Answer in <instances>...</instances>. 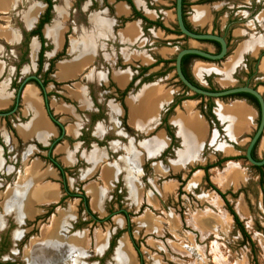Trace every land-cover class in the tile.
I'll list each match as a JSON object with an SVG mask.
<instances>
[{"label":"crops","instance_id":"crops-1","mask_svg":"<svg viewBox=\"0 0 264 264\" xmlns=\"http://www.w3.org/2000/svg\"><path fill=\"white\" fill-rule=\"evenodd\" d=\"M50 2L49 20L40 28L44 50L38 68L41 41L30 31L47 4L43 0H0V110L15 104L13 81L20 83L35 73L44 80L42 89L26 81L13 113L0 118V231L11 224L10 239L17 241L29 231L21 226L53 206L54 211L42 224L50 228L46 225L53 221L51 231L43 234L44 227L40 234L39 230L26 247L30 242L32 249L42 235L46 238L43 247L55 252L57 249L48 242L59 240L73 249L45 264H74L89 255L90 246L85 229L72 230L78 218L74 205L78 200L92 221L110 219L118 228L110 239L109 232L95 231L92 252H111L114 264H127L118 254L123 246L129 253L128 264H135L128 235L135 237L141 230L159 236L176 229L173 216L168 221L163 212L153 220L150 210L141 212L144 197L155 210L171 196L177 188V177L183 180L189 166L201 165L191 171L187 184L195 171L198 175L202 167L212 168L216 165L211 163L218 160L219 164L234 160L239 164L255 129L257 111L242 97L211 99L213 125L200 111L206 99L182 90L171 62L155 63L156 59H172L182 46L213 50L209 43L183 39L174 32L173 0H132L138 13L151 22L159 21L168 31L139 17L129 18L131 9L124 0H94L98 5L94 11L89 10L90 1H83L71 13V0H57V5ZM70 16L75 20L71 26L67 25ZM121 18L128 19L121 22ZM183 20L191 30L219 32L228 39L222 61L186 60L185 69L193 81L216 89L235 86L244 79L245 58H258L250 83L264 99V54L260 55L264 48V0H183ZM81 34L88 44L83 38L79 41ZM137 66L148 67L144 77L137 78L134 88L121 100L116 99L115 90L127 86ZM159 67L162 72H156ZM108 84L114 93L101 89ZM26 87L32 89L33 100L31 93V98L24 99ZM177 95L182 98L166 112ZM17 140L22 144L20 149ZM205 149L209 151L205 153ZM263 149L264 128L253 149L255 158ZM51 159L65 170L62 180L67 192L61 188L59 170ZM76 165V172L68 174ZM224 177L225 187L237 185L241 179L238 174ZM9 180L11 184L4 188ZM65 193L73 197L71 205L63 208L59 201ZM127 210L135 215H128ZM131 221H136V231L130 233L128 227L122 230ZM73 238L80 243L72 246ZM26 247L22 255L29 264L31 252Z\"/></svg>","mask_w":264,"mask_h":264},{"label":"rangeland","instance_id":"rangeland-1","mask_svg":"<svg viewBox=\"0 0 264 264\" xmlns=\"http://www.w3.org/2000/svg\"><path fill=\"white\" fill-rule=\"evenodd\" d=\"M83 1H90V11L98 9V5L94 0H71L72 7L70 13L72 9L77 7L78 4ZM52 2L53 5L58 4L57 0H52ZM90 19L92 20L93 16H90L89 18V21L91 22ZM73 20L74 19L70 16L67 20V25L71 26ZM54 26L56 25L54 24L51 27ZM69 32L70 31L68 30V33ZM80 36L81 39L79 41H82L83 38L88 44L85 35L81 34ZM69 41L72 42L73 38H70ZM189 43L191 44L192 41ZM18 65L19 63H17L16 66L18 67ZM116 65L123 66L118 62ZM131 69L133 68L131 67ZM48 71H50V68ZM156 72H162L161 67H159ZM76 81L80 82L79 80ZM110 87L111 84H108L106 88L102 87L101 89L110 90L111 93H114V90H111ZM132 88L134 87L132 86ZM90 93H92V90ZM55 95L58 96V94ZM177 96H175V98ZM114 97L118 99L117 95ZM174 101L175 99L173 102ZM167 112H169V110ZM6 118L7 117H5V119ZM83 133L84 132L82 131V134ZM17 143V149H20L22 144L19 140H17ZM208 151V149H205V153ZM263 154L264 149L259 152L257 159H260ZM8 155V158L11 157V154ZM38 157L42 158L40 154ZM218 161L211 164H217ZM235 161L236 160L228 161L226 165L225 162H222L221 164L212 166V168L206 169V171L202 169V171L194 177L198 179L197 183L194 182L197 179H194L193 176L199 171H195L192 175L193 180H190L189 184H187V180L191 177V171H194L201 165H196L193 168L189 166V171H185V174L187 175H183V180L180 176L177 177V188L172 192L171 196L165 199L164 204H157L155 210L147 204L149 201L147 198L145 200L144 197L140 211L142 212L146 209L148 212V210H150L154 215L148 214L153 220H156V215H163V212L168 218V221L170 217L173 216L176 223V229H170V231L165 230L164 232H161V235L159 236L154 232L147 234L141 230H138L139 233L137 235L135 233V237H132L131 234L128 235L129 242L135 251V264H264V207L262 203V192L258 184L257 171L251 167V164L246 161V159L237 161L239 164ZM77 167L78 165L74 166L71 170H68L67 173H75ZM237 170L239 171L237 172ZM15 171H18V168H16ZM205 173L207 174L208 181L214 186V188H216V190L223 194L224 199L221 198L215 189L211 188L207 181L204 180ZM223 174L227 178L238 174L241 178L239 184L225 187L224 182L226 183L227 181H225ZM160 181L161 180H159V182ZM7 183L11 184V180L4 183V188L5 186H8ZM220 184H222L223 187H221ZM72 190L74 191V188H72ZM71 197H73V195L68 196L65 194L63 196L64 200L60 201V206L65 208L66 206L71 205ZM122 200L124 201V199ZM74 205L76 208V216L78 218L76 217L77 221L73 224L72 230L79 231L85 229V235L90 241L89 255L86 254L81 256L74 262V264H114L110 257L111 252L104 255V253H93L92 249L95 231L109 232L110 239L113 232L118 229L117 225L112 223L110 219L108 221H92V219L86 215L80 201L75 200ZM227 206L232 208L233 212L236 214L238 221L242 226V232L228 213L226 209ZM52 211H54V209ZM167 212L168 214H166ZM127 214L130 216L135 215L131 214L128 210ZM50 215L51 212L45 210L36 220L21 226L22 229L28 227L29 231L14 242L11 241L9 235V232L13 229L11 224H9L6 231L5 229L0 231V264H25L22 254L23 252L25 254L24 248L26 247L29 238L38 235L39 230L40 234H42V229L45 227L42 224L46 223V220ZM52 222L46 225L51 227H45L43 234L47 231H51L53 227ZM132 222L133 221L124 225L122 230H125V228L128 227L130 233L133 230L136 231V221ZM76 227H79L80 229L77 230ZM123 233H126V231ZM147 235L149 238H146ZM39 239V243L36 246H33L32 249L30 248V242L26 247L31 252L30 259L32 263L29 262V264L49 263L51 259L59 258L63 256V253L64 255H67L68 252L73 249L71 246L62 244L59 240L49 241L48 244H51L52 249H57L55 252H50L43 247L46 244V242H43L46 238H42L41 235ZM154 240H157V243H155ZM70 242L71 244L73 243L72 246H75L74 244L80 243V240L73 238ZM85 244H87V242H85ZM75 248L79 249L78 247H74V249ZM38 249H42V251H39ZM118 250L120 258L128 264L127 259H129V253L125 252L126 250L123 246ZM123 250L124 252H122ZM11 251H13V253H11ZM153 252L156 255H154Z\"/></svg>","mask_w":264,"mask_h":264},{"label":"water","instance_id":"water-1","mask_svg":"<svg viewBox=\"0 0 264 264\" xmlns=\"http://www.w3.org/2000/svg\"><path fill=\"white\" fill-rule=\"evenodd\" d=\"M174 16H175L176 27H177V29L181 35L186 36L187 38L193 39V40L216 41L219 44V51L215 54L209 53V52L201 50V49L192 48V47H185V48L179 49L174 56V62H173L174 73L176 75L177 80L181 83V85L187 91H189L192 94H197V95L203 96L204 98H211V99L223 98V97L228 96L230 94L241 93V92L248 93V94L252 95L256 99L257 104H258L259 119H258L257 126H256L252 136L250 137L248 143L245 146L244 158L251 165L260 166V165L264 164V154L260 159H254L251 156V149H252L254 143L256 142V140L259 138L260 133H261L263 126H264V100H263V97L261 96V94L259 92H257L256 89H254L248 85H239V86H233V87H228V88H223V89L211 91L208 89L198 87V86L192 84L190 81H188L180 69V59H181L182 55L194 54V55H198V56L203 57V58H207V59H211V60H217V59H220L221 57L224 56V54L226 52V43H225V40L221 36L216 35L214 33L194 32L192 30L187 29L185 27V25L183 23V19H182L181 0H174ZM29 79L36 81L37 84L39 86H41L40 81L38 80V78L35 75L30 74V75L26 76L25 78H23V80L20 82V84L16 90V93H15V105L13 106L12 109H10L8 111L0 112V117L7 116V115H10L11 113H13V111L16 107V100L18 98L20 89L23 86V84L26 81H28ZM53 121L57 125H59L58 122L54 118H53Z\"/></svg>","mask_w":264,"mask_h":264},{"label":"flooded vegetation","instance_id":"flooded-vegetation-1","mask_svg":"<svg viewBox=\"0 0 264 264\" xmlns=\"http://www.w3.org/2000/svg\"><path fill=\"white\" fill-rule=\"evenodd\" d=\"M125 1V0H124ZM131 1V4H132V0H130ZM126 2V1H125ZM127 3V2H126ZM128 4V3H127ZM129 5V4H128ZM129 7H130V9H131V16L129 17V18H134V17H139L140 19H142V21L143 22H145L146 24H154V25H157V26H159L157 23H160L159 21H154V22H157V23H154V22H151V21H149V20H147L146 18H144L140 13H138L136 10H135V8H134V6H133V4H132V7L134 8V10L139 14V15H135L134 14V12H133V9H132V7L129 5ZM173 9H174V0H173ZM181 11H182V19H183V0H181ZM50 12V11H49ZM143 17V18H142ZM126 19H128V18H121V22H123V21H125ZM147 20V21H146ZM151 22V23H150ZM183 23H184V20H183ZM161 24V23H160ZM162 25V24H161ZM184 25H185V27L187 28V29H189V30H191L185 23H184ZM163 26V25H162ZM160 27V26H159ZM164 27V26H163ZM35 28V27H34ZM161 28V27H160ZM161 29H163V28H161ZM167 29V28H166ZM164 30V29H163ZM174 32L177 34V35H180L183 39H189V38H187L186 36H183V35H181L180 34V32L178 31V29H177V27H176V24L174 25ZM164 31H168V30H164ZM192 31H194V30H192ZM178 32V33H177ZM194 32H197V31H194ZM204 33H206V32H204ZM207 33H209V32H207ZM210 33H214V32H210ZM214 34H216V35H219V36H221L224 40H225V43H226V52H225V54H224V56L223 57H221L220 59H217V60H211V59H207V58H203V57H200V56H198V55H194V54H188V55H190L189 57H187V58H185L184 59V61H183V63H181V59H180V69H181V72H182V70H183V72L184 73H186L187 75H188V73H187V71H186V69H185V65H186V60L188 59V58H198V59H202V60H205V61H209V62H220V61H222L223 59H224V57L226 56V54H227V41H228V39L227 38H225L223 35H221L219 32H215ZM193 40V39H192ZM196 41H200V42H206V43H209V44H211L212 46H213V50L212 51H208V50H205V49H202V48H197V49H201V50H204V51H207V52H209V53H212V54H215V53H217L218 51H219V44L216 42V41H211V40H196ZM216 44H215V43ZM185 47H187V46H182L181 48H185ZM181 48H179V49H181ZM178 49V50H179ZM177 50V51H178ZM39 53V52H38ZM262 54H264V48H263V50H261V52H260V55H262ZM184 55H186V54H184ZM175 56V55H174ZM183 56V55H182ZM182 58V57H181ZM257 59L258 58H245V60H244V65H245V67H246V71H245V74L243 75L244 76V79L243 80H238V83L235 85V86H239V85H248V86H251V83H250V81H251V79L255 76V64H256V62H257ZM159 62H162L163 64H165L163 61H158L157 62V59L155 60V63H159ZM169 62H171L172 63V69H173V71H174V65H173V62H174V57L172 58V59H169ZM169 62H166V63H169ZM37 64H38V68H39V66H40V63H39V61H38V55H37ZM247 64H249V66H250V68H249V66L247 65ZM142 67H144V66H137L136 67V69H137V73L135 74V75H133L132 77H131V80H130V82L127 84V86L131 83V86L129 87V89L127 90V91H129L131 88H132V86H133V82L137 79V78H141V80H142V78L144 77L143 76V74L146 72V70L148 69H146V70H144V71H142L141 70V68ZM38 68H37V71H38ZM50 68V67H49ZM249 70H250V72H251V74H249V76L247 77V73L249 72ZM182 72V73H183ZM32 75H35L36 77H37V75H36V73L35 74H32ZM184 75V74H183ZM185 76V75H184ZM189 76V75H188ZM174 77L176 78V75H175V73H174ZM190 77V76H189ZM38 78V77H37ZM134 78V80H132ZM186 78V77H185ZM191 78V77H190ZM187 79V78H186ZM29 80H31V82H34L40 89H42V87H43V84H44V80L43 81H41L39 78H38V80L40 81V83H41V86H39L38 84H37V82L36 81H34V80H32V79H29ZM188 80V79H187ZM189 81V80H188ZM195 82V81H194ZM176 83L178 84V85H180V87L182 88V90L183 91H186V92H189V91H187L182 85H181V83L177 80V78H176ZM192 83V82H191ZM196 83V82H195ZM263 85H264V81L263 82H261ZM19 84L20 83H15L14 81H13V83H12V87L15 89V91L17 90V88H18V86H19ZM193 84V83H192ZM197 84V83H196ZM195 85V84H194ZM126 86V87H127ZM196 86H198V87H201V88H204V89H208V90H219V89H216V88H213V87H202V86H200V85H196ZM125 87V88H126ZM233 87V86H232ZM252 87V86H251ZM124 88V89H125ZM252 88H254L255 89V87H252ZM123 90V89H122ZM126 91V92H127ZM125 92V93H126ZM16 93V92H15ZM115 93H116V95H117V97H118V99H119V95H118V93H117V91L115 90ZM124 93V94H125ZM237 93H235V94H230V95H228V96H225V97H231V96H235ZM193 95V94H192ZM197 95V94H196ZM198 96H200V95H198ZM123 97V96H122ZM177 97H180V98H182V96L180 95V96H177ZM201 97V99L202 98H204L203 96H200ZM236 97H240V96H236ZM243 98V97H242ZM122 99V98H121ZM206 99V102H207V100L208 101H210L211 100V98H205ZM247 100V99H246ZM256 100V99H255ZM264 100V99H263ZM248 101V100H247ZM249 102V101H248ZM257 102V101H256ZM252 104V103H251ZM15 105V104H14ZM13 105V106H14ZM253 105V104H252ZM258 105V104H257ZM13 106H11L8 110H10V109H12L13 108ZM253 107H254V105H253ZM255 108V107H254ZM256 109V108H255ZM8 110H0L1 112H5V111H8ZM169 110V108L166 110V112ZM170 111V110H169ZM256 111H257V118H256V122H255V128H256V126H257V123H258V119H259V113H258V107H257V109H256ZM12 114V113H11ZM9 115H7V116H2L3 118H5V117H8ZM163 123H164V120H165V116H163ZM210 122L211 123H213V125L215 124L214 123V118H213V120H210ZM164 127H165V129H167L168 128V131L171 133V131H170V129H169V127H168V125L167 124H164ZM263 128H264V126H263ZM255 130V129H254ZM263 130V129H262ZM59 131H60V127H59ZM167 131V130H166ZM254 132V131H253ZM253 132H252V134H253ZM262 132V131H261ZM168 133V132H167ZM169 134V133H168ZM252 134H251V136H252ZM261 134V133H260ZM170 137H171V139H173V135H172V133H171V135H169ZM250 136V137H251ZM250 137H249V139H250ZM249 141V140H248ZM257 141H258V139L256 140V142L254 143V148H255V145H256V143H257ZM56 141H53V143H55ZM248 143V142H247ZM253 148V147H252ZM243 156H244V154H243ZM257 159V158H256ZM50 162L52 163V165L53 166H55L54 164H55V162L51 159L50 160ZM57 164V163H56ZM56 167V166H55ZM58 170H59V168L58 167H56ZM64 171L65 170H63L62 171V174H61V172H60V170H59V173H60V176H61V188L63 189V192H67V189H64L63 188V183H64V181L62 180L63 179V174H64ZM64 187L66 188V186H65V183H64ZM66 195H68V196H70V195H72L71 193H65ZM63 198H61L60 199V201L62 200ZM60 201H59V204H60ZM52 209H53V206H50L46 211L48 212V211H52ZM112 240V239H111ZM111 242V241H110ZM110 244V243H109ZM112 247V246H111ZM111 247L108 249V250H110L111 249Z\"/></svg>","mask_w":264,"mask_h":264},{"label":"trees","instance_id":"trees-1","mask_svg":"<svg viewBox=\"0 0 264 264\" xmlns=\"http://www.w3.org/2000/svg\"><path fill=\"white\" fill-rule=\"evenodd\" d=\"M43 1H45V3L47 4V6H46V9L44 10V12L41 14V16L39 17V19H38V21H37V23H36V25H35V28H33L31 31H30V33H31V35L32 34H35V35H38V37H39V39H40V41H41V46H40V49H39V53H38V61H39V63H40V61H41V58H42V52H43V50H44V46H43V44H42V37H41V35H40V28H41V26L44 24V23H46L48 20H49V17H50V7H51V2H50V0H43ZM131 7H132V4H131V1L130 0H125ZM132 9H133V12H134V14L135 15H139L135 10H134V8L132 7ZM143 18V17H142ZM147 21V20H146ZM151 23V22H150ZM154 23H157V22H154ZM161 28H163L164 30H168V29H166L165 27H163L160 23H157ZM178 33V32H177ZM215 43V42H214ZM216 44V43H215ZM190 55H188V54H186V55H183L182 56V58H181V63H183V61H184V59L185 58H187V57H189ZM158 61H163L164 63H166V62H169V60H157V62ZM248 66H249V64H247ZM148 67H142L141 68V70L142 71H144V70H146ZM249 68H250V66H249ZM251 69V68H250ZM182 72H183V70H182ZM183 74L185 75V77L190 81V82H192L193 84H195V85H197L186 73H184L183 72ZM249 74H251V72H250V70H249V72L247 73V77L249 76ZM132 80H134V78L132 79ZM28 81H31V80H28ZM131 86V83L125 88V89H123V90H116L117 91V93H118V95H119V100H121V98H122V96L124 95V93L129 89V87ZM193 96L194 97H199V98H201L200 96H198V95H196V94H193ZM235 96H240V97H243V98H245V99H247L250 103H252L253 105H254V107L257 109V107H258V105H257V102H256V100H255V98L252 96V95H250V94H248V93H244V92H241V93H237ZM181 98L180 97H176L175 98V101L173 102V104L169 107V110L180 100ZM211 105H212V103L210 102V101H208L207 100V102L205 103V106L203 107L202 106V104L200 105V111H201V113L210 121V120H213V115H212V113H211ZM45 106H46V103H45ZM1 112V111H0ZM167 130V132L169 133V135H171V133L168 131V128L166 129ZM253 149H254V146H253V148L251 149V156L254 158V159H256L255 158V156H254V153H253ZM241 158H243V159H245L244 158V156H240ZM222 160H227L226 158H223ZM221 160V161H222ZM220 162H218L217 164H214V165H218ZM56 167H58L59 168V170H60V172H61V174H62V171L64 170V169H62V168H60L59 166H58V164H54ZM208 167H210V165H206V166H204V167H202V169H204L205 171H206V169L208 168ZM251 167H253L254 169H256V171H257V175H258V184H259V186H260V190H261V192H262V203H263V207H264V173H263V169H264V164H262V165H260V166H255V165H251ZM204 180L205 181H207V183H208V185L211 187V188H213V189H215V191L217 192V194L221 197V198H223L224 199V196H223V194L222 193H220L218 190H216V188H214V186L208 181V178H207V174L205 173V175H204ZM63 188L64 189H66L65 187H64V183H63ZM84 201H86L85 199H84ZM227 211H228V213L231 215V217H232V219H233V221L235 222V224H237L238 226H239V229L241 230V232H242V226H241V224H240V222L238 221V218H237V216H236V214L233 212V210H232V208H230L229 206H227ZM127 215V214H126ZM244 233V232H243ZM112 244H113V242H112V240H111V242H110V244H109V248L112 246ZM135 248H136V246H135Z\"/></svg>","mask_w":264,"mask_h":264},{"label":"bare ground","instance_id":"bare-ground-1","mask_svg":"<svg viewBox=\"0 0 264 264\" xmlns=\"http://www.w3.org/2000/svg\"><path fill=\"white\" fill-rule=\"evenodd\" d=\"M202 70V69H201ZM201 72V71H200ZM197 73V72H196ZM35 92V91H34ZM30 93H31V96H32V100H33V91H32V89H31V91H30V89L29 88H25V90H24V92H23V97H24V99H29V98H31V96H29L30 95ZM32 106H33V101H32ZM237 165V164H236ZM195 176H197V173L196 174H194V176H193V178L195 177ZM195 179V178H194ZM221 185V187H223V185L222 184H220ZM52 193V192H51ZM121 250V249H120ZM122 252H124V250L122 251ZM123 255H124V253H123ZM30 262L32 263V261H31V259H30ZM30 263V264H31Z\"/></svg>","mask_w":264,"mask_h":264}]
</instances>
